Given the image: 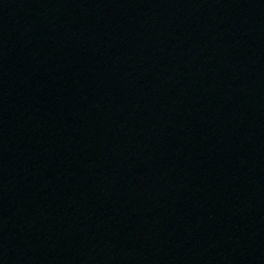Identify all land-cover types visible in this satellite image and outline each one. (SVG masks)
Returning a JSON list of instances; mask_svg holds the SVG:
<instances>
[{
	"label": "water",
	"instance_id": "95a60500",
	"mask_svg": "<svg viewBox=\"0 0 264 264\" xmlns=\"http://www.w3.org/2000/svg\"><path fill=\"white\" fill-rule=\"evenodd\" d=\"M0 264H264V0H0Z\"/></svg>",
	"mask_w": 264,
	"mask_h": 264
}]
</instances>
